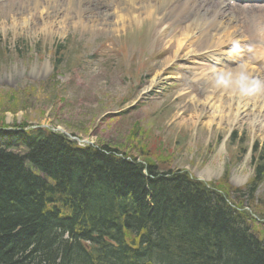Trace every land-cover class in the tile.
<instances>
[{
	"label": "rangeland",
	"instance_id": "374dc122",
	"mask_svg": "<svg viewBox=\"0 0 264 264\" xmlns=\"http://www.w3.org/2000/svg\"><path fill=\"white\" fill-rule=\"evenodd\" d=\"M107 4L83 0L78 9L73 0H0V129H57L148 163L157 172L184 171L215 191L229 192L221 195L231 205L246 207L250 230L264 243V173L261 182H254L264 166V121L257 127L247 122L229 126L219 114L212 115L210 107L201 105L215 88L205 80L216 82L219 75L191 62L187 52L176 53L165 66L175 52L174 44L166 42L188 22L180 30H167L165 37L158 31L166 24L148 20L112 32ZM239 14L248 24L249 15ZM245 27L230 50L242 40L250 49L255 37L247 33L244 38ZM199 44L195 40L190 51L200 53ZM245 64L243 60L240 66ZM258 72L263 90L264 72ZM196 74L202 77L193 78ZM224 75L226 83L216 94L225 89L223 95H237L239 91H229L230 74ZM190 98L200 103L194 106ZM215 106L227 107L225 101Z\"/></svg>",
	"mask_w": 264,
	"mask_h": 264
},
{
	"label": "trees",
	"instance_id": "16d2710c",
	"mask_svg": "<svg viewBox=\"0 0 264 264\" xmlns=\"http://www.w3.org/2000/svg\"><path fill=\"white\" fill-rule=\"evenodd\" d=\"M127 157L0 129V264H264L229 192Z\"/></svg>",
	"mask_w": 264,
	"mask_h": 264
},
{
	"label": "bare ground",
	"instance_id": "6f19581e",
	"mask_svg": "<svg viewBox=\"0 0 264 264\" xmlns=\"http://www.w3.org/2000/svg\"><path fill=\"white\" fill-rule=\"evenodd\" d=\"M110 1L108 0L107 5H111L109 7L112 10L113 21L110 24L112 32H119L132 25H140L143 21L148 20L154 21L158 26L166 24L165 29L162 28L158 31L159 36H164L167 30L174 27L179 28L180 24L188 22L186 28L180 32L179 36L176 37L174 35L166 42L169 45L174 44L175 52L173 57L166 59L165 66L172 64L173 59L177 57L176 53L181 52H187L186 57L194 61L196 54L190 51V49L193 47L195 40H200L201 45L199 44V46L202 50L196 55V58H198V61L205 60L210 63L209 66L212 73L219 75L215 79L216 82L213 78L205 80L207 86L215 85L213 86L215 88H213L212 92L207 91L211 95L207 94L206 101H203L201 105L210 107L211 114H219V120L227 122L229 126H236L240 123L244 124V122L252 125V127L262 126L264 118L258 104H261L262 108H264V103L260 102L264 97V89H260L256 79L260 78L258 71L263 70L264 72V68L256 69V64L260 61L264 62V51L260 52L262 48L264 49V28L256 22L255 15L247 11L246 7L240 9L234 7L232 12H228L226 3L222 1L215 2L214 6L208 0H113L115 4ZM211 1L214 2V0ZM255 2H264V0H255ZM82 3L83 0H73V5L78 9L82 7ZM251 9L257 12L260 8L250 7L248 10ZM77 13L80 16L81 11H77ZM239 13H242L243 16L246 13V16L248 14V17L253 20L249 24L243 25L244 19L239 16ZM78 22L80 24L84 23L81 16ZM261 22L263 23V21ZM244 27L246 34L243 37H247V33L249 32L255 33L254 37L258 42V48L251 49L246 54H243V46L239 44L233 50L227 52L233 47L236 39L239 41V38H237L239 37L238 33L244 31ZM176 30H180V28ZM259 33H262V35ZM201 56L203 58L199 59ZM243 60H245L246 64L244 67H241L240 64ZM229 65H237L240 69L231 71ZM224 69H226V73H223L224 71L222 70ZM227 73L230 74L232 84L229 91H239L235 96L229 95L232 92L228 94L229 96L223 95L222 92L225 89L218 93V95L216 94L217 91L224 87L221 84L226 83L223 77ZM241 75L247 80H243ZM237 76L238 78H236ZM152 83H154V80ZM234 83L235 86L233 87ZM253 91L255 92L252 93ZM258 93L263 94L257 99ZM244 94H247V96L245 97ZM183 95L185 93L181 92L180 96ZM193 98L189 99L192 105L196 106V103H200L194 101ZM220 101H225L227 106L224 107L225 109L215 106Z\"/></svg>",
	"mask_w": 264,
	"mask_h": 264
}]
</instances>
